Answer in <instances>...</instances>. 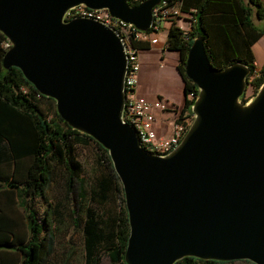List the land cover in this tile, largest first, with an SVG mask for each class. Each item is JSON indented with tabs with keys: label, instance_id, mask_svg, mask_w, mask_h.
Listing matches in <instances>:
<instances>
[{
	"label": "water",
	"instance_id": "obj_1",
	"mask_svg": "<svg viewBox=\"0 0 264 264\" xmlns=\"http://www.w3.org/2000/svg\"><path fill=\"white\" fill-rule=\"evenodd\" d=\"M161 0H0L3 69L16 67L59 118L107 153L121 187L128 235L125 264L183 257L264 264V77L241 101L248 67L208 62L192 38L183 74L196 87L190 123L169 152L139 144L123 120L126 54L109 26L73 7L105 10L145 31Z\"/></svg>",
	"mask_w": 264,
	"mask_h": 264
},
{
	"label": "trees",
	"instance_id": "obj_2",
	"mask_svg": "<svg viewBox=\"0 0 264 264\" xmlns=\"http://www.w3.org/2000/svg\"><path fill=\"white\" fill-rule=\"evenodd\" d=\"M161 2L176 6L179 15L189 14L192 18L187 31L173 22L179 15L163 21H170L164 49L178 53L177 69L183 81V95L190 96L184 98L174 121L181 120L183 114L191 120L189 105L196 87L183 74V64L195 36L202 39L206 58L213 68L221 69L233 62L245 64L249 69L246 85L256 91L264 77V62L259 69L255 68L250 46L264 32L255 24L264 19L261 0ZM5 42L0 33V59L6 49ZM130 44L137 50L148 46L145 41L133 40ZM241 101L245 100L241 98ZM90 143L97 155L90 175L84 179L75 150ZM54 169L62 172L65 194L71 192L83 202L79 231L84 264H97L100 253L112 264H125L122 256L128 235L127 218L121 187L106 151L89 136L68 127L56 114L53 100L38 94L19 69H3L0 64V264H45L52 250V237L49 233L39 236L41 226L29 202L44 197ZM58 205L57 202L49 206L50 216L58 214ZM72 221L77 227V220ZM232 262L183 257L173 264Z\"/></svg>",
	"mask_w": 264,
	"mask_h": 264
},
{
	"label": "rangeland",
	"instance_id": "obj_3",
	"mask_svg": "<svg viewBox=\"0 0 264 264\" xmlns=\"http://www.w3.org/2000/svg\"><path fill=\"white\" fill-rule=\"evenodd\" d=\"M264 3V0H261ZM179 17L185 21L186 27L183 21L179 20L178 24L182 26L183 31L189 29L192 18L189 14H180ZM264 24V19H263ZM162 34L159 32L156 34L157 37H161ZM155 51L154 53H156ZM254 56L257 61L262 58V47L260 48V43L254 46ZM168 53H161L160 58L163 59ZM173 57L169 60L171 66L173 67L177 63V53H172ZM157 56V53L155 54ZM159 65V64H158ZM255 91L251 86L247 85L242 98L247 101L250 99ZM136 95L140 96L136 93ZM141 97V96H140ZM186 96L184 98H189ZM146 100V99H145ZM159 103L163 105V108L153 107L160 112L154 114V126L158 122L159 129H156L158 135H168V131L163 129V125L168 126L169 123L172 125L174 120L179 114V109L181 105L166 104L160 100ZM149 102V101H148ZM152 105L153 102H150ZM156 111V110H155ZM188 119L185 114L182 115V119ZM168 123V125H167ZM171 128V127H170ZM170 131V129H169ZM76 160L82 167V178L86 179L90 175L91 170L94 166L95 156L97 155V150L93 144H89L86 147H77L75 150ZM64 178L62 172L59 169H54V177L50 186L44 191V197H36L29 202L31 209L34 210V216L37 223L41 226V232L39 236H43L49 233L52 237V250L46 259L45 264H84L83 261V251L80 235V224L83 219V202L81 199L74 198L72 193L67 195L64 192L63 187ZM59 203L58 214L53 217L49 215V206H53L54 203ZM89 207L93 209V206L89 204ZM71 211H76L72 214ZM77 220L78 226L76 227L73 223V219ZM97 264H112L108 257L102 253L99 254V260ZM228 264H244L238 260L228 263Z\"/></svg>",
	"mask_w": 264,
	"mask_h": 264
},
{
	"label": "built area",
	"instance_id": "obj_4",
	"mask_svg": "<svg viewBox=\"0 0 264 264\" xmlns=\"http://www.w3.org/2000/svg\"><path fill=\"white\" fill-rule=\"evenodd\" d=\"M130 3H138L141 0H128ZM179 15L178 8L174 5L167 6L160 1V4L152 9V23L146 30L149 32L138 31L132 25L125 24L118 19L109 16L105 10L88 9L82 5L71 8L65 15V19L76 16L92 18L111 27L120 37L124 52L126 54L127 64L124 75V106L122 117L135 131L140 146L147 152L155 154H164L172 150L181 139L187 129L190 120L181 119L174 121L171 125L168 135H158L154 126L153 107L163 108L158 101L152 105L143 97L136 95L135 86L138 76V59L136 47L130 44L131 41H145L148 44L156 43L155 35L160 30V25L166 19L174 18ZM7 48L8 41L4 43ZM164 49V42H163Z\"/></svg>",
	"mask_w": 264,
	"mask_h": 264
},
{
	"label": "crops",
	"instance_id": "obj_5",
	"mask_svg": "<svg viewBox=\"0 0 264 264\" xmlns=\"http://www.w3.org/2000/svg\"><path fill=\"white\" fill-rule=\"evenodd\" d=\"M179 20L183 21V24L186 27L187 21L181 19L180 17L174 19L173 22L182 29L183 27L178 24ZM255 24L258 28L264 30L263 20L255 21ZM169 25L170 21L163 22L160 25L159 30V33L162 34L161 37H157L156 35L154 36L156 39V43L148 44L146 48L138 50L137 59L139 69L137 84L134 91L149 102L154 103L160 100L166 104L181 105V109L184 102V95L182 90L183 81L178 72L177 63L172 67L171 63L169 62V60L173 57L172 53L177 52L167 51L162 47ZM257 43H260V48L262 47V58L259 61H257L254 56V46ZM250 50L253 55V64L256 69H259L264 62V32L252 43V45L250 46ZM155 51H157V56L155 55L156 53H154ZM162 52L168 53V56H165L163 59H161L160 55ZM152 112L154 115L155 112L158 113L160 111L156 108H153ZM157 124L155 126V129H159L160 125L158 126ZM162 127L163 129H166L168 131L167 133H169L171 124L169 123L168 126L163 125Z\"/></svg>",
	"mask_w": 264,
	"mask_h": 264
}]
</instances>
